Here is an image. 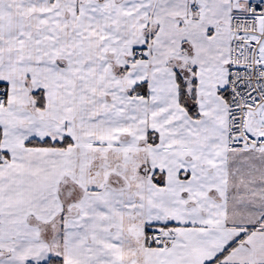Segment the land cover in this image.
<instances>
[{
    "label": "snow or ice",
    "instance_id": "obj_1",
    "mask_svg": "<svg viewBox=\"0 0 264 264\" xmlns=\"http://www.w3.org/2000/svg\"><path fill=\"white\" fill-rule=\"evenodd\" d=\"M0 264H264V0H0Z\"/></svg>",
    "mask_w": 264,
    "mask_h": 264
}]
</instances>
